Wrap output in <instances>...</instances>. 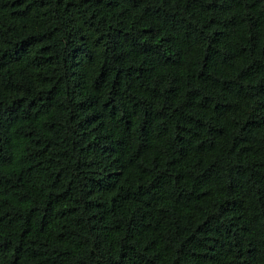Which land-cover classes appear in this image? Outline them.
Listing matches in <instances>:
<instances>
[{"label": "trees", "instance_id": "trees-1", "mask_svg": "<svg viewBox=\"0 0 264 264\" xmlns=\"http://www.w3.org/2000/svg\"><path fill=\"white\" fill-rule=\"evenodd\" d=\"M0 264H264V0H0Z\"/></svg>", "mask_w": 264, "mask_h": 264}]
</instances>
